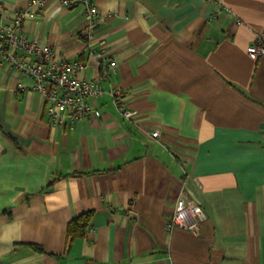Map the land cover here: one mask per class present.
I'll list each match as a JSON object with an SVG mask.
<instances>
[{
  "label": "crops",
  "instance_id": "crops-1",
  "mask_svg": "<svg viewBox=\"0 0 264 264\" xmlns=\"http://www.w3.org/2000/svg\"><path fill=\"white\" fill-rule=\"evenodd\" d=\"M90 1L91 41L83 6L61 0L33 5L25 32L83 62L80 78L101 76L93 50L115 60L137 114L104 93L100 118L53 126L33 79L0 62V262L264 264V56L248 52L264 0ZM182 192L205 210L197 235L167 228ZM86 212L89 230L69 238Z\"/></svg>",
  "mask_w": 264,
  "mask_h": 264
},
{
  "label": "built area",
  "instance_id": "built-area-1",
  "mask_svg": "<svg viewBox=\"0 0 264 264\" xmlns=\"http://www.w3.org/2000/svg\"><path fill=\"white\" fill-rule=\"evenodd\" d=\"M223 6V0H211ZM66 7L82 5L84 8L85 38L91 41L101 17L100 8L90 0H61ZM45 0H31L30 7L8 14L0 8V62L16 70L22 76L31 77L34 89L45 102V111L53 126L65 127L86 118H100L99 108L91 103L104 93H108L119 114L127 120L135 118L137 112L129 107L124 98L122 85L112 82L117 62L108 59L103 52H95L101 64L98 79L80 78L78 73L85 64L75 59L58 57L50 45L30 38L24 29V22L32 15L31 7L43 8ZM248 52L264 56V32L258 34L249 46ZM103 81L109 82L105 89ZM152 140L161 136L160 130L147 132ZM206 220L204 208L194 202L184 192L179 196L174 214L167 225L172 231L175 227L199 234L201 224ZM0 264H3L0 262Z\"/></svg>",
  "mask_w": 264,
  "mask_h": 264
},
{
  "label": "trees",
  "instance_id": "trees-1",
  "mask_svg": "<svg viewBox=\"0 0 264 264\" xmlns=\"http://www.w3.org/2000/svg\"><path fill=\"white\" fill-rule=\"evenodd\" d=\"M93 212L83 213L73 218L67 225V235L69 238L74 239L84 236L90 228ZM38 251H44L40 246H34Z\"/></svg>",
  "mask_w": 264,
  "mask_h": 264
}]
</instances>
